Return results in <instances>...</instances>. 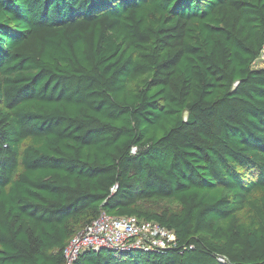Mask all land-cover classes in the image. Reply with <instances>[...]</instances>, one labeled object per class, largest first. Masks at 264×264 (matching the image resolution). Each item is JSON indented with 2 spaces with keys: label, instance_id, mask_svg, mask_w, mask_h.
<instances>
[{
  "label": "trees",
  "instance_id": "1",
  "mask_svg": "<svg viewBox=\"0 0 264 264\" xmlns=\"http://www.w3.org/2000/svg\"><path fill=\"white\" fill-rule=\"evenodd\" d=\"M263 49L264 0H0V264L101 214L176 245L73 264H264Z\"/></svg>",
  "mask_w": 264,
  "mask_h": 264
},
{
  "label": "built area",
  "instance_id": "2",
  "mask_svg": "<svg viewBox=\"0 0 264 264\" xmlns=\"http://www.w3.org/2000/svg\"><path fill=\"white\" fill-rule=\"evenodd\" d=\"M175 245L174 233L154 222L101 214L70 240L63 254L64 264H73L84 251L165 252Z\"/></svg>",
  "mask_w": 264,
  "mask_h": 264
},
{
  "label": "rangeland",
  "instance_id": "3",
  "mask_svg": "<svg viewBox=\"0 0 264 264\" xmlns=\"http://www.w3.org/2000/svg\"><path fill=\"white\" fill-rule=\"evenodd\" d=\"M254 68L262 69L264 68V49L259 60L255 63ZM178 206L170 200H160V201H147L140 204L139 209L149 213H159L164 210L167 211H176Z\"/></svg>",
  "mask_w": 264,
  "mask_h": 264
}]
</instances>
